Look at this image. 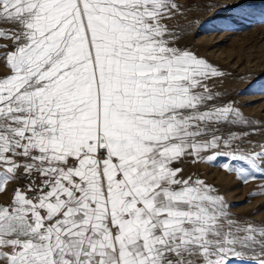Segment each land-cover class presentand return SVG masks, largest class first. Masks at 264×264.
<instances>
[{"label":"snow or ice","instance_id":"6c2138e0","mask_svg":"<svg viewBox=\"0 0 264 264\" xmlns=\"http://www.w3.org/2000/svg\"><path fill=\"white\" fill-rule=\"evenodd\" d=\"M191 7L0 0V264H264V220L188 170L264 194V118L186 41Z\"/></svg>","mask_w":264,"mask_h":264},{"label":"rangeland","instance_id":"374dc122","mask_svg":"<svg viewBox=\"0 0 264 264\" xmlns=\"http://www.w3.org/2000/svg\"><path fill=\"white\" fill-rule=\"evenodd\" d=\"M226 2L231 0H192L185 39L198 55L225 72L221 87L244 104L243 112L264 118V2L247 0L244 9L213 7ZM226 17L232 19L226 20ZM220 162L189 164L188 170L199 172L217 185L231 202L233 212L264 220V194L250 197L253 184H241L233 179L219 167ZM0 199L6 202L7 197Z\"/></svg>","mask_w":264,"mask_h":264}]
</instances>
